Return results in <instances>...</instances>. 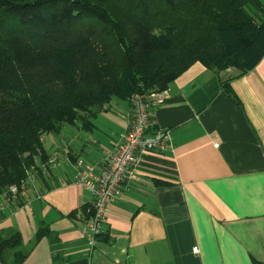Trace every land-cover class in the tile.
<instances>
[{"label": "crops", "instance_id": "crops-1", "mask_svg": "<svg viewBox=\"0 0 264 264\" xmlns=\"http://www.w3.org/2000/svg\"><path fill=\"white\" fill-rule=\"evenodd\" d=\"M162 91L152 114L169 145L140 153L91 248L80 211L66 216L91 200L73 182L74 164L99 169L128 124L129 102L112 98L82 124L41 136L54 163L41 193L1 212L0 236L20 239L0 264H13L15 252L19 264L264 263V54L241 75L194 62Z\"/></svg>", "mask_w": 264, "mask_h": 264}, {"label": "trees", "instance_id": "trees-1", "mask_svg": "<svg viewBox=\"0 0 264 264\" xmlns=\"http://www.w3.org/2000/svg\"><path fill=\"white\" fill-rule=\"evenodd\" d=\"M263 54L262 0H0V190L29 174L45 189L44 133L164 90L194 62L241 75ZM77 211L90 220V203ZM19 239L0 236V256Z\"/></svg>", "mask_w": 264, "mask_h": 264}, {"label": "built area", "instance_id": "built-area-1", "mask_svg": "<svg viewBox=\"0 0 264 264\" xmlns=\"http://www.w3.org/2000/svg\"><path fill=\"white\" fill-rule=\"evenodd\" d=\"M162 93V90L135 92L130 96L131 111L128 124L117 136L112 150L106 154L98 170L82 165L79 161L74 164L73 182L88 190L91 196L92 215L81 230L89 248L95 244L96 236L103 232L102 222L107 204L120 197L126 179L134 172L140 153L145 150L163 151L169 145L168 131L155 127L152 114L153 102ZM53 163L52 156L45 164L48 167ZM28 192L37 196L32 174L19 185L11 184L0 190V213L18 197L26 198ZM191 251L196 252V246H193Z\"/></svg>", "mask_w": 264, "mask_h": 264}, {"label": "rangeland", "instance_id": "rangeland-1", "mask_svg": "<svg viewBox=\"0 0 264 264\" xmlns=\"http://www.w3.org/2000/svg\"><path fill=\"white\" fill-rule=\"evenodd\" d=\"M263 1V0H262Z\"/></svg>", "mask_w": 264, "mask_h": 264}]
</instances>
